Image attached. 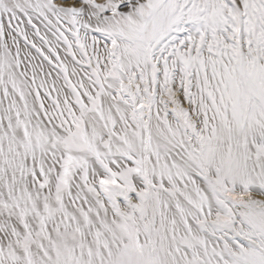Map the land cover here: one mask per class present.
I'll list each match as a JSON object with an SVG mask.
<instances>
[{
    "label": "snow or ice",
    "instance_id": "snow-or-ice-1",
    "mask_svg": "<svg viewBox=\"0 0 264 264\" xmlns=\"http://www.w3.org/2000/svg\"><path fill=\"white\" fill-rule=\"evenodd\" d=\"M0 264H264V0H0Z\"/></svg>",
    "mask_w": 264,
    "mask_h": 264
}]
</instances>
